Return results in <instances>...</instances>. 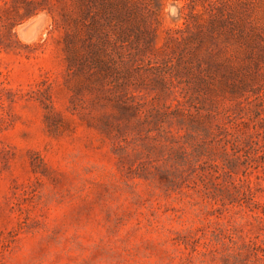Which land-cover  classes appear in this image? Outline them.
<instances>
[{
	"label": "rangeland",
	"instance_id": "1",
	"mask_svg": "<svg viewBox=\"0 0 264 264\" xmlns=\"http://www.w3.org/2000/svg\"><path fill=\"white\" fill-rule=\"evenodd\" d=\"M49 1L0 0V264H264V0Z\"/></svg>",
	"mask_w": 264,
	"mask_h": 264
},
{
	"label": "trees",
	"instance_id": "2",
	"mask_svg": "<svg viewBox=\"0 0 264 264\" xmlns=\"http://www.w3.org/2000/svg\"><path fill=\"white\" fill-rule=\"evenodd\" d=\"M16 1L18 4L16 15L19 19H25V18H29L35 15L38 10H43L45 6L50 3L49 0H16ZM132 5H134L136 8H139V4L136 5L133 3ZM93 27H94V23H93ZM120 32L122 33L123 30L121 29ZM119 38H122V37H119ZM80 60H79L77 69L80 71L82 70L85 71L86 70L85 64L83 61H80ZM69 62H70L69 64L70 69H73L77 61L76 60L73 61V59H69ZM119 64H121V67H124V65L127 64V61H124V59H122ZM119 69L121 71L122 68H119ZM120 71H118L117 73L121 74ZM131 84L133 83L129 75H126V76L123 75V76H120V78L115 79L112 85V89L110 90V93L113 95L111 100L114 101L115 105H117L118 107L126 106V101H122L121 99L122 96L124 97L126 95V92L124 93L122 89L120 88L129 87ZM260 134H264V131H260V132L257 131L256 135L259 136ZM236 166H237L236 164L228 163V164H225V166H223L222 168L225 169V173L227 172L230 175L231 173L234 172Z\"/></svg>",
	"mask_w": 264,
	"mask_h": 264
}]
</instances>
